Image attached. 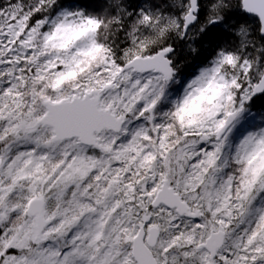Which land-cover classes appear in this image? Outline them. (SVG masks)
<instances>
[{
    "label": "snow or ice",
    "instance_id": "1",
    "mask_svg": "<svg viewBox=\"0 0 264 264\" xmlns=\"http://www.w3.org/2000/svg\"><path fill=\"white\" fill-rule=\"evenodd\" d=\"M0 264H264V0H0Z\"/></svg>",
    "mask_w": 264,
    "mask_h": 264
}]
</instances>
